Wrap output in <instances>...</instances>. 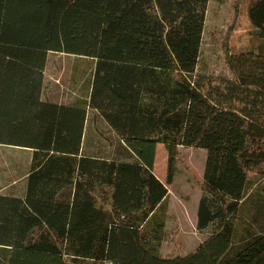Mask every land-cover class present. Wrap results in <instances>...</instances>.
Segmentation results:
<instances>
[{
    "label": "trees",
    "instance_id": "16d2710c",
    "mask_svg": "<svg viewBox=\"0 0 264 264\" xmlns=\"http://www.w3.org/2000/svg\"><path fill=\"white\" fill-rule=\"evenodd\" d=\"M247 1L257 43L225 48L217 96L195 74L209 0H0V143L32 151L24 194H0L5 264H264V0ZM49 52L93 61L78 100L41 98ZM157 144L167 183L178 148L206 150L208 248L161 254Z\"/></svg>",
    "mask_w": 264,
    "mask_h": 264
},
{
    "label": "rangeland",
    "instance_id": "374dc122",
    "mask_svg": "<svg viewBox=\"0 0 264 264\" xmlns=\"http://www.w3.org/2000/svg\"><path fill=\"white\" fill-rule=\"evenodd\" d=\"M247 5V0H209L195 72L201 90L206 94L219 96L218 91L225 92V81L231 78L225 62V48L233 52L257 43L255 30L248 19ZM48 55L49 74L60 76L64 85L69 81L72 71H75L74 78L79 74L80 80L87 79L92 72L93 61L88 57L53 52H49ZM77 69L80 73H77ZM83 71H86L84 77ZM97 125L108 135L109 130L102 122ZM167 158L166 147L157 144L152 171L168 190L167 219L161 254L164 257H174L192 252L201 245L208 248L210 240L216 237H210L207 231L201 232L196 228V212L201 194L200 183L206 150L178 148L171 183L166 182ZM215 244L213 242V245ZM5 263L6 254L0 251V264Z\"/></svg>",
    "mask_w": 264,
    "mask_h": 264
},
{
    "label": "crops",
    "instance_id": "0c3cea01",
    "mask_svg": "<svg viewBox=\"0 0 264 264\" xmlns=\"http://www.w3.org/2000/svg\"><path fill=\"white\" fill-rule=\"evenodd\" d=\"M62 54V53H60ZM49 55L43 71V85L41 98L58 103H71L80 97L79 88L82 79L77 71H72L69 81L64 85L58 75H50L48 69ZM53 74V73H51ZM30 148L0 143V194L22 196L25 191V177L31 163Z\"/></svg>",
    "mask_w": 264,
    "mask_h": 264
}]
</instances>
